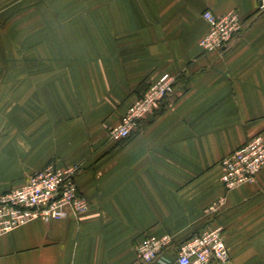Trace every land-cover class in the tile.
<instances>
[{
	"label": "crops",
	"instance_id": "crops-1",
	"mask_svg": "<svg viewBox=\"0 0 264 264\" xmlns=\"http://www.w3.org/2000/svg\"><path fill=\"white\" fill-rule=\"evenodd\" d=\"M260 4L0 0V194L50 163L77 165L90 203L78 217L1 235L0 264H146L135 253L144 236L181 243L215 228L223 229L227 264H264V170L256 183L226 192L219 167L264 138ZM207 10L235 11L243 21L224 52L201 48ZM165 77L175 78L169 105L129 140L110 139Z\"/></svg>",
	"mask_w": 264,
	"mask_h": 264
},
{
	"label": "built area",
	"instance_id": "built-area-1",
	"mask_svg": "<svg viewBox=\"0 0 264 264\" xmlns=\"http://www.w3.org/2000/svg\"><path fill=\"white\" fill-rule=\"evenodd\" d=\"M260 8L264 9V0ZM209 31L201 40L204 52H224L243 30L239 14L231 11L217 16L203 13ZM175 94V78H161L151 84L144 94L126 111L121 123L114 127L110 139L125 142L138 134L143 123L164 106ZM221 181L226 192L257 182L264 170V138L258 136L219 162ZM80 168L71 165L60 168L50 163L45 169L31 174L18 189L0 194V236L33 221L51 222L78 217L90 209V203L80 192L76 177ZM223 200L213 204L216 212ZM139 261L150 264H227L231 256L222 228L201 233L177 243L171 235L144 236L136 245Z\"/></svg>",
	"mask_w": 264,
	"mask_h": 264
}]
</instances>
